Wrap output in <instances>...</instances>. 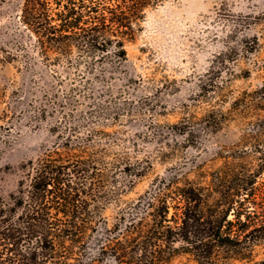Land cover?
I'll return each instance as SVG.
<instances>
[{"label":"rangeland","instance_id":"obj_1","mask_svg":"<svg viewBox=\"0 0 264 264\" xmlns=\"http://www.w3.org/2000/svg\"><path fill=\"white\" fill-rule=\"evenodd\" d=\"M19 3L0 10V113L10 115V128L0 121L1 197L53 145L57 121L80 125V137L99 131V143L142 168L104 210L110 225L160 179L205 184L226 166L264 173V0H167L146 10L122 66L108 52L93 68L43 60L20 34ZM43 106L49 114L35 118ZM226 257L218 262L264 264V240L247 258ZM169 264L200 263L182 253Z\"/></svg>","mask_w":264,"mask_h":264},{"label":"trees","instance_id":"obj_2","mask_svg":"<svg viewBox=\"0 0 264 264\" xmlns=\"http://www.w3.org/2000/svg\"><path fill=\"white\" fill-rule=\"evenodd\" d=\"M166 1L20 0V34L43 60L54 54L52 61L93 68L110 52L111 65L122 66L146 10ZM38 112L41 119L50 110ZM9 119L0 113L8 128ZM67 124L57 121L53 145L22 165L17 191L0 196V264H169L182 253L220 264L223 254L247 258L264 240V173L228 166L205 184L160 179L110 225L104 210L143 170L99 143V131L80 137L81 126Z\"/></svg>","mask_w":264,"mask_h":264}]
</instances>
